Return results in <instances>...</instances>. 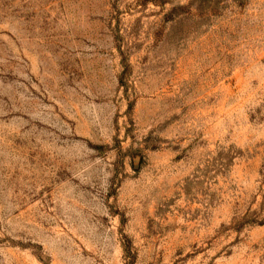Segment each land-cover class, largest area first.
I'll use <instances>...</instances> for the list:
<instances>
[{
	"label": "rangeland",
	"instance_id": "1",
	"mask_svg": "<svg viewBox=\"0 0 264 264\" xmlns=\"http://www.w3.org/2000/svg\"><path fill=\"white\" fill-rule=\"evenodd\" d=\"M0 264H264V0H0Z\"/></svg>",
	"mask_w": 264,
	"mask_h": 264
}]
</instances>
